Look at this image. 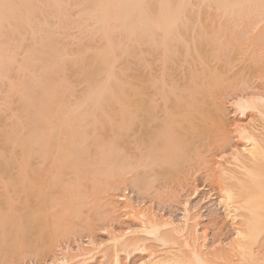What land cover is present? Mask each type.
Here are the masks:
<instances>
[{
    "label": "bare ground",
    "instance_id": "6f19581e",
    "mask_svg": "<svg viewBox=\"0 0 264 264\" xmlns=\"http://www.w3.org/2000/svg\"><path fill=\"white\" fill-rule=\"evenodd\" d=\"M74 6L81 15L76 22L70 13ZM263 14L264 0H0V109L11 119L0 120V138L13 148L9 160L19 167L17 181L0 191L5 197L0 198V255L23 261L24 248L48 253L51 239L37 240L38 249L30 240L33 232L38 235L37 223L45 231L68 232L62 220L47 224L42 173L50 176V187L66 192L67 170L80 182L97 167L93 179L103 174L106 191L115 192L135 169L133 185L151 188L144 183L147 176L169 174L163 166L171 164L177 166L171 173L181 174L179 165L190 160L211 164L218 175L220 202L239 226L237 237L228 247L207 252L190 210L181 225L138 211L141 229L110 240L113 264H121L122 254L145 255L139 264H264V95L254 92L264 63L250 58L264 48ZM50 18L60 27L75 24L91 32L94 42L80 38L72 59L69 48L52 40L55 31L43 22ZM69 66L88 84L74 108L64 102L74 94ZM230 96L238 112L251 113L247 124L233 128L229 122ZM91 125L99 130L101 147L94 163L79 157L92 143ZM235 139L243 142L241 148ZM123 142L134 145L129 160ZM7 159L0 152V161L9 165ZM19 186L35 198L33 206L12 196ZM128 198L124 202L134 210L131 204L139 205L138 200ZM149 237L157 246L147 243ZM90 242L51 264L94 262L87 248L96 245Z\"/></svg>",
    "mask_w": 264,
    "mask_h": 264
},
{
    "label": "rangeland",
    "instance_id": "374dc122",
    "mask_svg": "<svg viewBox=\"0 0 264 264\" xmlns=\"http://www.w3.org/2000/svg\"><path fill=\"white\" fill-rule=\"evenodd\" d=\"M70 13L72 17L71 20L74 22L79 20L81 17L78 7H70ZM263 18L264 16H260L261 20H263ZM43 22L46 26H49L55 31V35L52 36V40L71 50L72 54L70 53V55H72V59L77 55L75 49L78 48L77 42L80 38H83L89 42H94V39L91 38V32L85 33L81 31L80 28L75 26V24H71L68 28L60 27L57 18H50L49 20ZM261 23L260 26L263 25V29L260 27L258 28L262 29L261 31H263L264 20L263 22L261 21ZM24 38L27 44L31 43L32 37L29 34H26ZM72 50L75 51V55H73L74 52H72ZM248 55L250 54L248 53ZM23 56L24 54L21 52L18 55L17 60L19 63L16 64L14 71L15 75L11 79L13 82L18 81V67L23 60ZM250 58H253L252 60L255 59V61H261L264 63V48L262 53H256L253 55L251 54ZM252 60L250 61L252 62ZM250 61L247 63H251ZM75 70L76 68L74 66H69L68 68L67 72L70 77H72L74 94L72 96H67L64 101L65 104L72 108L82 101L80 100V95L83 91H85L88 85L87 82L78 80L77 76L75 75ZM258 77L254 80V87L256 86L257 88L255 87V91L251 90V92L254 91L256 94L258 92V94L264 95V76L260 79ZM233 97L234 96H232L230 100L227 101V107L229 122L234 128L236 124H247L251 119V117L249 118L251 113L248 112V114L246 113L247 115L245 114V116L242 115L240 111L238 112V110H236L237 107L233 106V102L235 99H237L238 95L234 97L235 99ZM13 107H17V104L14 103ZM8 114L9 111L0 109V120L6 119V122L9 123L11 119L10 117L6 116ZM95 127L97 126H90V130L93 131L92 135L90 136L92 143L85 146L82 153L79 155V157L83 158L84 161L90 163H94L97 158V154L101 149L97 141L99 137V130H94ZM238 140L239 139H235L234 142L240 147L243 145V142ZM132 146L134 147V145L125 142H123L121 145V151L128 160L132 157V155H130L128 152L129 148ZM0 152L4 156H7V160H9L14 150L9 146H5L0 138ZM9 161L11 162L8 163L9 165L6 164V161H0L1 193L4 191V186L8 185L7 183L16 182L18 179V163L12 160ZM132 161H135V159ZM35 162L40 164L39 160H36ZM49 165L53 166L52 162H50ZM179 166H183V173L181 174L171 173L170 170H172V168L174 170V168L177 167L171 164L163 166L164 170H169V174L167 171V174L163 176H147L148 178L144 179V183L146 181L149 182L150 184H147L150 186L153 185L151 188H148L147 186H144L143 188L139 186L140 188H138L135 186V184L133 185V178L135 175H137V173H135L137 169H135V171L128 172L125 175L126 180L120 184V189L116 190L115 192L106 191L105 187L107 185V179L103 174H98L96 176L97 179H93L92 174L95 173L97 167L95 168L94 172L88 174L80 182L77 181L76 174L73 171L67 170L63 176L64 186L67 187L66 192H62L60 189L53 188L52 186L50 187V176L42 173V179H40V182L42 183V190L48 195L49 198L47 199L46 204L42 205L45 207L48 203V209H44V212L46 211L47 213H45L48 214L46 215L44 213L46 217H48V219L46 218L47 224L50 226L51 222H53V219L56 221L58 219L62 220L68 225H66L67 228H69L68 232L66 229L65 234H56V232L54 233V231L51 229H48L49 231H45L43 226H41V223H37L38 225L36 232L38 235L35 234L37 238L33 236L34 232L31 234V237H28H30V240H34V243H36L34 244V248L37 249L39 247L37 245L42 243H40V241L38 242L37 240H44L45 238L46 240H48L47 238H49V240L51 239V250L48 253H42L36 249L27 250V248H24L23 254L20 255V258L23 259V261L18 259L17 261L14 259L16 257H14L13 254L11 255V253H4L0 255V264H31L32 262L33 264H51L52 260H56L54 258L62 259L66 255L68 256L69 254H73L75 252L76 254L79 253L77 252L78 247H85V245H89L90 241H93L96 245L95 247L92 246L93 248H87L92 250V254H94L95 261L90 264H113V258H111V255L113 257V242L111 241L110 243V240H112V238L114 239L116 235L121 236L130 230L133 231L135 229H141V226L143 225V219H141L140 216L145 210L146 212L144 214L150 215H147L148 217L155 215V217L157 216L159 220L162 217V219L165 217L169 218L170 220H174L181 225V221L183 222V217L185 216V209H188L190 210L191 220H193L191 221L192 225L196 227L193 228L196 230L198 229L199 231V244L201 246L205 244L208 245L207 252L211 251V253H213L216 251V249L228 247V245H230L234 240L233 238H235V236L237 237L236 228L239 226L237 223L233 224L234 220L232 217H230L231 214L229 215L227 213L225 208H223V204L220 202L222 200V193L218 184L219 180H217L218 175L215 177L211 168V164H200L189 160V162L186 161L181 163ZM32 167H34V162H32ZM43 168L45 169L47 166H43ZM154 168L155 170H159L157 165ZM145 171V168L139 169L140 173H144ZM16 193L18 195L13 194L12 196H18L20 200L28 201L32 206L35 204V198L30 196L25 190L22 189L21 186H19ZM1 195L0 198L3 200L5 197L4 195H2L3 197ZM128 197H134L138 200V206L131 204L132 208L134 207V210H137L135 211L137 213L136 216V213L133 212L134 210L128 209L127 203L124 202H128V200H126ZM130 210L132 212H130ZM138 211L143 212L139 213ZM138 213L140 214V218H138ZM234 227L236 228L234 229ZM42 230L43 232L40 233ZM28 237L26 236L25 238L27 239ZM261 240H264V238H261ZM155 242V238L153 237H149L147 240V243L151 246H157V242ZM107 248H109L111 251L109 249V252L106 251ZM261 249L260 251H263V249ZM106 252L109 254L107 258L105 255ZM110 252L112 253L110 254ZM146 259L147 258L145 255L140 256L135 254L132 256H127L126 254H122L121 264H139L142 261H146Z\"/></svg>",
    "mask_w": 264,
    "mask_h": 264
}]
</instances>
